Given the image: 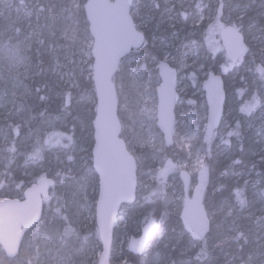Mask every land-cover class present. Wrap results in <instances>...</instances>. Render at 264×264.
I'll return each instance as SVG.
<instances>
[{"label":"trees","instance_id":"trees-1","mask_svg":"<svg viewBox=\"0 0 264 264\" xmlns=\"http://www.w3.org/2000/svg\"><path fill=\"white\" fill-rule=\"evenodd\" d=\"M65 1L45 0L43 4L35 5L38 15L34 23L40 28L41 41L32 56V78L22 96L16 99L12 110L6 112L7 109L0 108V199L22 198L28 186L45 176L55 180L51 197L45 202L43 217L26 234L19 255L14 259L8 258L0 247V264H98L102 248L95 223L98 182L94 186L96 192L93 196L85 197L78 187V181L87 173L91 174L94 181H98L91 154L96 109L93 70L89 68L93 65V58L90 56L87 59V70L78 74L72 85L57 83L52 76L53 61L58 53L55 47L62 32L61 18ZM156 1L159 2V6H156L158 16L163 0ZM263 1L216 0L210 6L215 12L219 10L216 14L221 21L225 17L231 20L233 6L236 10L244 11L238 28L246 38L248 51L240 61H246L249 68L238 82L242 92L257 96L255 102L258 104L262 101L264 107V96H260L264 92V17L258 10V5ZM85 3L86 0H82L83 6ZM221 3L223 6H220ZM74 15L79 22L80 33L91 39L84 8H77ZM133 18L135 20L134 15ZM158 22L157 17L153 28ZM257 32L261 37L253 43L252 34ZM186 38L185 32H182L177 43L179 49L187 40L193 41L194 45L200 41H195L194 37ZM200 51L206 59L216 62L211 69L213 72L226 70L227 111L231 96V88L227 87V73L233 71L235 65L227 59L223 50L214 55L202 43ZM132 53L146 57L144 65L138 67L140 77L137 80L130 78L127 67L120 68L115 76L119 116L123 124L122 137L127 144L134 135H143V131L137 130L142 119L130 105L144 95L142 88L147 76H152L155 83L159 80L157 70L148 65L155 57L160 58V54L149 44L148 34L146 44ZM177 53L179 55L180 51ZM219 56L222 59L218 62ZM252 79L255 80L251 83ZM185 98V94H180L183 106L176 110L177 120L186 119V116H180L181 110L187 105ZM205 109L206 103L203 109L193 108L191 113L198 117ZM225 121L226 113L222 126ZM237 123L232 124L224 137L215 136L210 143L204 144L210 157L201 172L191 176L190 182L185 172L178 168V162L188 157L184 147L174 145L168 148L162 145L137 154L138 176L146 170L150 171V164L168 165L169 177H175L177 182L184 185V189H190L195 182L203 183V204L219 207L227 202L235 207V211L230 216L221 213L219 217L225 221V225L220 230L215 229L217 220L214 215H210L205 231L195 235L183 220L182 205L177 215L169 216L174 196L168 187L169 177L161 175L150 185L146 196L137 192L136 201L124 205L119 213V218L124 217L127 221L130 241L125 264H150L152 261L157 264H264V160L260 154H256L252 126L246 129ZM219 140V147L216 148L215 144ZM83 148L86 149L81 150ZM80 157L87 160L85 166H81ZM238 176L242 180L237 182ZM194 189L189 193L191 196L195 193ZM58 197L60 199L56 200ZM251 197L253 201L259 197L257 200L262 201L263 209L247 218L243 211L251 206ZM242 199H245V203H242ZM83 205L89 207L94 216L89 224L84 219ZM150 223H157L165 229L163 242L150 250L146 249V245L144 252L134 254V242L143 237ZM181 232H184L183 238L180 237ZM151 238H155V233ZM118 239L119 230L115 228L112 257H117ZM178 240L180 242L176 244Z\"/></svg>","mask_w":264,"mask_h":264},{"label":"rangeland","instance_id":"rangeland-1","mask_svg":"<svg viewBox=\"0 0 264 264\" xmlns=\"http://www.w3.org/2000/svg\"><path fill=\"white\" fill-rule=\"evenodd\" d=\"M44 2L45 0H0V108L7 109L6 112L15 107L16 99L22 96L28 81L32 78V56L41 41L40 28L34 23L35 17L38 15L35 5ZM215 2L216 0H163L160 7L161 13L158 16L156 6H159V2L156 0H135L132 7V15L135 16L138 29L148 34L149 44L160 54V58L155 57L148 62L150 68L157 70L161 61H167L178 70V92L185 94L187 105L180 112V116H186V119L177 120L174 145L184 147L187 151V159L179 161L178 168L185 172L189 182L192 175L201 172L206 160L210 157L209 150L204 147L207 108L203 113L200 112L198 117L191 113L193 108L203 109V104L206 102L201 100L204 97L202 83L216 63L213 59H206L201 53L200 47L203 43L206 49L214 55L219 54V50L225 52L219 36L220 28L227 23L238 27L244 14L243 10H236V7L233 6L231 20L225 17L221 21L217 19L216 14L219 10L215 12L210 6ZM220 6H223L222 3ZM79 7H84L82 0H66L64 2L61 18L62 32L55 47L58 53L55 55L52 68V76L57 83L72 85L76 82L77 75L87 70V59L91 56L93 41L92 38L88 39L80 33L79 22L74 15L75 10ZM258 10L264 17V1L258 5ZM157 17L159 22L153 28ZM182 32H185L186 39L194 37L195 41L200 40L199 43L194 45L193 41L187 40L179 49L177 43L180 41ZM260 37L258 32L252 34L251 42L256 43ZM221 59L222 57L219 56L218 62ZM145 62L144 55L131 53L122 61L121 69L127 67L128 76L137 80L141 75L138 67L141 64L144 65ZM219 68L222 70V65L219 64ZM248 68L249 64L246 61H240L235 64L233 71L227 73L229 80L227 87L231 88V96L228 99L225 124L216 133V136L224 137L234 122H238V125L241 124L246 129L252 126L251 132L255 137L256 154H260L264 160V107L261 105L262 101H259L258 104L255 102L257 96L242 92L241 84L238 82L248 71ZM254 80L252 79L251 83ZM160 83V79L155 83L152 76H147L142 88L144 95L140 99L134 100L130 105L142 119L137 126V130L143 131L142 137L134 135L127 144L135 158L137 154L147 148H159L165 145L163 134L157 128L158 98L156 90ZM260 96H264V92L260 93ZM182 104L183 100L180 99L177 108ZM155 127L158 131L155 130ZM219 144L220 140L215 144V147H219ZM84 149L86 148L81 150ZM79 162L81 166H85L87 160L85 157H80ZM153 164H150V171L146 170L143 175L138 176L137 192H141V196H146L149 193L150 185L159 176H163L164 170L167 173L163 177H169L168 165ZM138 173H140L139 168ZM241 180L238 176L236 181ZM96 182L98 181H94L91 174L87 173L78 181V187L85 197L93 196L96 192L94 187ZM199 183L195 182L190 186V189L188 187L184 189V185L177 182L175 177H169L168 187L174 196L172 208L169 211L170 217L177 215L181 205L184 211L187 201L193 202L197 199L189 193ZM184 190H187L186 193ZM196 196L198 197V195ZM258 198L256 197V201H253L251 197V206L243 211L244 217H253L263 209L262 201H258ZM59 199L60 197L56 200ZM242 203H245V199H242ZM202 207L209 216H215L216 230H220L225 225V221L219 217L221 213L225 212L226 216H230L235 211V207L227 202H223L219 207L211 204H202ZM83 210L84 219L88 224L91 223L94 216L90 208L83 205ZM126 227V219L120 217L116 223L119 239L116 245L117 257H112L113 264H125L127 260L126 251L130 247V241ZM154 228L156 230H153ZM147 233H149L150 241L148 240L146 249L150 250L163 242L166 231L154 223ZM153 233H155V238H151ZM183 236L184 232H181L180 237L183 238ZM179 242L178 240L176 244ZM150 264H157V262L152 261Z\"/></svg>","mask_w":264,"mask_h":264},{"label":"water","instance_id":"water-1","mask_svg":"<svg viewBox=\"0 0 264 264\" xmlns=\"http://www.w3.org/2000/svg\"><path fill=\"white\" fill-rule=\"evenodd\" d=\"M135 0H86L84 13L92 38L93 85L96 109L93 119L94 144L92 166L98 177V197L95 223L101 242L98 264H113L114 232L119 213L124 205L137 199L138 165L122 137L123 124L119 116V96L115 76L122 61L146 44V34L138 29L132 16ZM219 36L227 59L237 64L248 51L243 32L232 24H224ZM159 79L157 98V128L163 134L165 146L174 145L176 109L180 101L178 70L167 61L157 68ZM226 70L209 72L202 83L207 121L205 143H210L222 127L226 113ZM163 171V176L166 174ZM204 172H202V177ZM55 180L45 176L28 186L22 198L0 199V247L8 258H16L26 234L41 221L45 201L51 197ZM199 188H204L203 184ZM183 219L195 235H201L208 226V213L201 207L202 198L192 205L186 203ZM149 233L134 243V254L144 252Z\"/></svg>","mask_w":264,"mask_h":264},{"label":"flooded vegetation","instance_id":"flooded-vegetation-1","mask_svg":"<svg viewBox=\"0 0 264 264\" xmlns=\"http://www.w3.org/2000/svg\"><path fill=\"white\" fill-rule=\"evenodd\" d=\"M204 177V176H203ZM203 179V178H202ZM200 184H202V182H200L199 184H197V186H196V188L194 189L195 190V193L194 194H196V195H198V197L196 196V195H193V197L194 198H197L196 200H194L193 202H195V201H197L199 198H202V192L204 191V188L202 189V188H199V185ZM197 190V191H196ZM197 192V193H196ZM201 195V196H200ZM187 202H189V201H187ZM186 202V203H187ZM193 202H189V205H192L193 204ZM202 204H203V202H202ZM186 207H187V204H186ZM186 207H185V209H186ZM202 207V206H201ZM203 208V207H202ZM185 209H184V211H185ZM204 209V208H203ZM205 210V209H204ZM184 211H183V213H184ZM206 211V210H205ZM207 212V211H206ZM154 224H148L147 225V229L145 230V233L147 232V230H149L150 228H152V226H153ZM153 230H156V229H153Z\"/></svg>","mask_w":264,"mask_h":264},{"label":"bare ground","instance_id":"bare-ground-1","mask_svg":"<svg viewBox=\"0 0 264 264\" xmlns=\"http://www.w3.org/2000/svg\"><path fill=\"white\" fill-rule=\"evenodd\" d=\"M234 65V64H233Z\"/></svg>","mask_w":264,"mask_h":264}]
</instances>
